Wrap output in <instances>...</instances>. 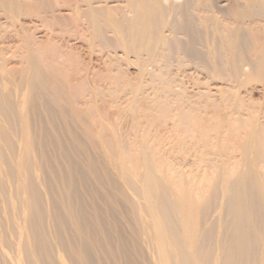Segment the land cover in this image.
<instances>
[{"label":"bare ground","instance_id":"obj_1","mask_svg":"<svg viewBox=\"0 0 264 264\" xmlns=\"http://www.w3.org/2000/svg\"><path fill=\"white\" fill-rule=\"evenodd\" d=\"M3 16L19 25L30 19L51 35L86 37L112 57L122 48L143 73L192 64L231 85L235 112L240 86L252 76L264 86V0H0ZM25 40L19 72L0 48V264H264L258 120L245 129L236 174L221 170L205 193L203 178L183 188L178 170L155 159L159 146L153 139L149 146L143 128L144 143L132 148L139 147L136 167L116 129L111 139L98 137L94 152L62 83ZM139 95L128 112L142 127Z\"/></svg>","mask_w":264,"mask_h":264},{"label":"rangeland","instance_id":"obj_2","mask_svg":"<svg viewBox=\"0 0 264 264\" xmlns=\"http://www.w3.org/2000/svg\"><path fill=\"white\" fill-rule=\"evenodd\" d=\"M23 21L21 27L19 23H12L4 16L0 20V33H3L0 48L5 52L7 67L9 65L8 68H13L16 72L24 67L28 49L25 35L30 37L33 50L35 53L39 52L36 53L39 62L44 68L48 67L49 71L46 70L62 83L70 98L69 103L66 101L65 104L73 106L74 118L80 125L79 133L85 130L82 132L86 139H83L82 133L80 136L88 144L91 142L94 152L100 151L94 144L98 142V137L111 139L114 135L111 128L116 129L130 148L127 156L136 167L135 157L139 153L136 151H139L138 145L142 144L141 140L144 138L141 137L144 133H141L140 128H143L144 132L147 130V134H150L151 142H147L149 146L154 142V148L159 146L156 148L158 151L155 159L163 160L172 170L176 168L177 173L183 177L180 180L181 187L185 188L195 178H203L201 187L203 186L205 193L216 182L218 172L226 168L232 176L240 169L245 129H251L256 120L264 128V115L260 112L264 108V86L256 82L254 76L239 87L241 108L235 112L230 106L235 101L231 85L221 79H212L206 70L191 64L180 68L171 66L160 69L163 72L151 66L143 73L137 64L138 60L132 54L128 56L122 48H118L112 54L116 55L112 57L109 56L111 53L99 50L98 44L86 37L68 33L62 36L51 35L47 26L35 24L30 19ZM71 28L72 33L78 31L76 27ZM6 51L12 55L6 54ZM166 85H171L172 90H168L171 88L169 86L165 88ZM138 93L141 98L139 122L142 127L135 125L136 120L128 112ZM180 112L184 116L178 115ZM227 112L234 113L227 117L229 122L222 120ZM102 117L106 122L104 123L109 125L106 129L100 122ZM238 118L244 120L245 126L242 127L245 128H241V119L238 121ZM198 120L201 124L204 123L200 131L194 126ZM221 125L225 130L222 139L218 137ZM135 144H138L136 151L132 150ZM218 149L223 151L224 157L218 154Z\"/></svg>","mask_w":264,"mask_h":264}]
</instances>
